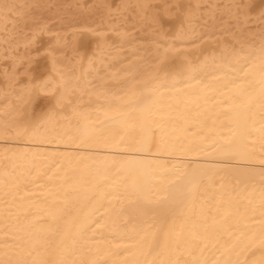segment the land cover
Returning a JSON list of instances; mask_svg holds the SVG:
<instances>
[{"label": "bare ground", "instance_id": "obj_1", "mask_svg": "<svg viewBox=\"0 0 264 264\" xmlns=\"http://www.w3.org/2000/svg\"><path fill=\"white\" fill-rule=\"evenodd\" d=\"M249 2L0 0V264H264Z\"/></svg>", "mask_w": 264, "mask_h": 264}, {"label": "snow or ice", "instance_id": "obj_2", "mask_svg": "<svg viewBox=\"0 0 264 264\" xmlns=\"http://www.w3.org/2000/svg\"><path fill=\"white\" fill-rule=\"evenodd\" d=\"M256 2L257 0H250L247 7L251 9ZM259 2L261 5L259 11L255 13L254 17L250 16L249 19H253L254 22L260 26L261 36L264 37V0H259ZM240 51L242 53V47ZM259 53V79L256 81V83H258V91H254L252 88L255 78L250 72L252 67L251 64H249L246 68H241L243 79L239 83H233L231 89H228V91L231 93L229 97L231 106L247 110L249 123L243 128V135L249 139L255 136V139L260 145L261 151L264 152V39L260 42ZM244 58L245 57L242 54L238 53L235 56L233 63L239 64L241 59ZM198 75L199 72H197L196 69H193V75H191L188 79L192 82L200 84L202 81L197 79ZM216 79H218V77L209 76L208 83L204 84V87L211 90L212 83ZM229 101H226L225 103L227 104ZM257 114L259 116L258 121L253 119V117ZM262 163H264V161H262ZM260 213L261 216H264V198L261 200Z\"/></svg>", "mask_w": 264, "mask_h": 264}]
</instances>
